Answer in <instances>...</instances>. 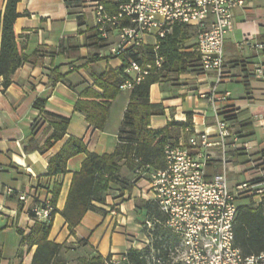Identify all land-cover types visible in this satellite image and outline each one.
Returning a JSON list of instances; mask_svg holds the SVG:
<instances>
[{"label":"crops","instance_id":"crops-1","mask_svg":"<svg viewBox=\"0 0 264 264\" xmlns=\"http://www.w3.org/2000/svg\"><path fill=\"white\" fill-rule=\"evenodd\" d=\"M6 1L0 0L1 12ZM66 1L21 0L17 5L20 16L15 29L29 59L16 70L7 88L0 76V264H31L36 245L24 243L20 230L29 234L37 222L30 212L33 201L21 202L18 195L35 191L41 199L52 196L56 182L62 184V189L49 239L66 244L72 254H123L131 248L139 249L149 239L143 224L150 215L141 205L152 194L147 178L137 176L133 164L125 159L120 162L119 178L107 191L105 201H93L95 208L84 215L75 234L70 233L61 214L73 174L80 170L86 156L72 157L68 171L58 176L48 175L49 159L70 136L83 139L91 152L113 153L120 142L119 130L132 90L121 89L112 101L104 129L93 126L86 114L76 108L86 88L103 92L95 83V75H104L110 81L121 77L116 70L123 66V59L110 52L117 32L113 31L107 41L97 33L93 0L72 4ZM234 21L224 46L228 75L217 89L231 92L224 112L234 132L247 144L244 150L233 154V165H238L249 154L264 151V50L256 46L264 43V0H251L246 6L237 7ZM194 48L189 53L198 57ZM56 73L62 78L53 82L52 75ZM214 81L215 73L204 74L200 61L176 79L163 76L151 86V102L161 105L163 111L152 116L150 128H164L174 116L187 120L190 114L198 131L214 134L213 111L200 97ZM37 98L47 100L50 112L70 119L66 136L53 142L45 152L26 150L30 140L41 147L52 133L47 130L48 123L38 121L40 113L34 107ZM214 169H221L218 163L211 165L210 170ZM7 188L13 192L8 193Z\"/></svg>","mask_w":264,"mask_h":264},{"label":"built area","instance_id":"built-area-1","mask_svg":"<svg viewBox=\"0 0 264 264\" xmlns=\"http://www.w3.org/2000/svg\"><path fill=\"white\" fill-rule=\"evenodd\" d=\"M116 12H109L100 0H93L95 28L102 40L113 31L116 41L110 44L112 55L121 57L129 50L151 48L154 60L134 61L125 70L121 89H133L153 68H162L165 57L160 44L175 25L195 32L194 52L204 74L215 73V81L201 93L213 111L215 133L198 131L165 148L166 167L147 173V184L164 219L147 218L144 229L149 239L137 250L143 264H264V251L245 255L235 244L234 225L241 205L259 207L264 200V151L249 154L247 160L233 165V154L247 144L234 132L224 109L231 92H219L218 85L228 75L224 46L234 28V10L251 0H112ZM264 50V43L256 45ZM131 73H134L131 76ZM171 121L186 122L174 116ZM205 125V117L202 119ZM189 130V128H187ZM218 163L220 170H210ZM216 168V167H215ZM12 193L11 188H7ZM21 202L33 201L30 212L37 223L48 224L56 206L52 196L39 198L37 192H22ZM158 225L161 232L154 234ZM129 249L123 254L103 257V264H136Z\"/></svg>","mask_w":264,"mask_h":264},{"label":"trees","instance_id":"trees-1","mask_svg":"<svg viewBox=\"0 0 264 264\" xmlns=\"http://www.w3.org/2000/svg\"><path fill=\"white\" fill-rule=\"evenodd\" d=\"M21 0H7L4 11H0V76L3 86L7 88L16 70L28 61L24 46L18 40L15 21L20 16L17 5ZM109 12L117 11V4L112 0H100ZM78 0H67V4ZM190 28L175 25L172 32L162 39L159 53L165 57L160 69L153 68L142 81L131 90L129 102L119 130L120 142L111 154H98L88 150L85 141L79 137L70 136L62 149L49 159L48 175L58 176L68 171V161L78 155L85 154L80 170L73 174L71 186L67 196L62 216L66 219L70 233L75 234L76 227L84 215L94 209L93 201H105L107 191L119 178L120 162L130 161L133 171L142 168L149 176L151 172L166 167L165 148L169 143L178 142L180 137L187 139L193 133L192 118L189 114L186 122L171 121L164 128H150L153 115L161 113L163 108L151 102V86L161 80L168 72L181 73L183 62L190 56L182 51L184 42L188 38ZM123 66L116 70L117 76L113 81L104 75H95V83L103 89L100 93L92 87L86 88L76 103V108L85 113L88 121L98 129H104L108 120L109 107L121 93L120 85L126 79L125 70L134 61L151 62L154 54L151 48L129 50L121 56ZM62 76L52 75L56 82ZM248 85V81H245ZM34 107L39 111L38 121L47 124V130L52 133L43 146H38L35 140H30L26 150L39 149L45 152L49 146L66 136L70 119L47 109V100L37 98ZM229 119L228 116H226ZM189 128V130H187ZM62 189V184L56 182L52 188V202L56 206ZM147 210L150 218L164 219L157 203L145 200L141 205ZM138 207L140 204L138 203ZM57 209L54 212V216ZM54 218V217H53ZM53 219L48 224L36 223L29 234L23 235V242L36 245L31 264H68L75 259L78 264H103V257L95 254L91 257L72 254L69 246L59 244L49 239ZM161 230L158 225L154 234ZM235 244L245 255L258 254L264 251V200L259 207L241 205L234 225ZM141 252L137 249L130 251V259L136 264H143ZM73 255V256H72ZM77 257V259H76Z\"/></svg>","mask_w":264,"mask_h":264},{"label":"rangeland","instance_id":"rangeland-1","mask_svg":"<svg viewBox=\"0 0 264 264\" xmlns=\"http://www.w3.org/2000/svg\"><path fill=\"white\" fill-rule=\"evenodd\" d=\"M89 13L90 12H88V14ZM195 43H196L195 32H194V30L190 29L188 32V38L183 44L182 51L191 55L189 53V51L191 50L192 47L195 46ZM192 55L188 56L187 59L183 62L182 66H181V68L183 70L182 72L187 71L188 67H191V65L192 66H198L199 58L194 54H192ZM178 76H179L178 72H168L165 75V79H167V80L176 79ZM144 177H147V175H145ZM72 262H75V259L72 260Z\"/></svg>","mask_w":264,"mask_h":264}]
</instances>
